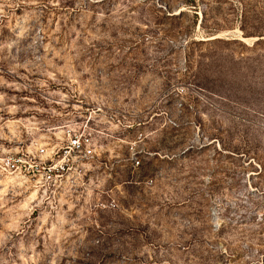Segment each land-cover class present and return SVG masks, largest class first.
<instances>
[{"label": "rangeland", "instance_id": "1", "mask_svg": "<svg viewBox=\"0 0 264 264\" xmlns=\"http://www.w3.org/2000/svg\"><path fill=\"white\" fill-rule=\"evenodd\" d=\"M77 113L76 186L0 176V264H264V0H0L1 148Z\"/></svg>", "mask_w": 264, "mask_h": 264}, {"label": "built area", "instance_id": "2", "mask_svg": "<svg viewBox=\"0 0 264 264\" xmlns=\"http://www.w3.org/2000/svg\"><path fill=\"white\" fill-rule=\"evenodd\" d=\"M101 111L97 107L92 112ZM91 114L80 118L77 113L75 119L69 120L70 124L61 127L64 129L59 142L48 148L4 152L0 146V176L41 194L44 199H55L66 188L76 186L80 177L86 175V162L101 151L98 139L103 132L94 127L95 118Z\"/></svg>", "mask_w": 264, "mask_h": 264}, {"label": "bare ground", "instance_id": "3", "mask_svg": "<svg viewBox=\"0 0 264 264\" xmlns=\"http://www.w3.org/2000/svg\"><path fill=\"white\" fill-rule=\"evenodd\" d=\"M212 38V37H209ZM5 180V182H11V185L13 184L12 181L8 180V179H3ZM14 185V184H13ZM27 199L29 200V202H33L35 200V192L31 191L30 194L28 195Z\"/></svg>", "mask_w": 264, "mask_h": 264}, {"label": "crops", "instance_id": "4", "mask_svg": "<svg viewBox=\"0 0 264 264\" xmlns=\"http://www.w3.org/2000/svg\"><path fill=\"white\" fill-rule=\"evenodd\" d=\"M99 139H100V138H99ZM99 139H98V140H99Z\"/></svg>", "mask_w": 264, "mask_h": 264}]
</instances>
